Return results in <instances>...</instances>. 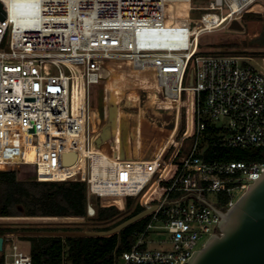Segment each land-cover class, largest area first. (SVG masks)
Listing matches in <instances>:
<instances>
[{"label": "built area", "instance_id": "obj_1", "mask_svg": "<svg viewBox=\"0 0 264 264\" xmlns=\"http://www.w3.org/2000/svg\"><path fill=\"white\" fill-rule=\"evenodd\" d=\"M1 1L6 18L0 19V164L35 165L38 181L84 182L89 217L96 215L95 197L101 205H110L119 195L139 196L159 159L136 190L129 189L139 179L131 160L116 158L109 164V178L95 176L90 97L107 61L127 59L136 71L153 69L162 98L176 104L177 117L186 105L183 149L173 157L180 169L164 190L159 183L170 167L157 180L159 202L149 201L155 189L145 194V208L158 206L147 215L146 226L135 232L132 248L115 264H189L202 239L221 234L220 215L210 205L228 209L236 193L264 173V161L204 157L210 139L228 149L264 148V70L245 64V56L198 54V36L184 48L155 46L150 33L168 27V6L192 0ZM255 1L212 0L208 8L222 12L227 7L226 18L233 21ZM29 146L36 153L33 162L25 157ZM207 192H217L221 199L214 202ZM223 197L228 201L220 206ZM152 231L167 232L168 239L151 240ZM9 236H3L4 262L12 257L11 264H33L30 251L9 243ZM149 243L163 246L148 248Z\"/></svg>", "mask_w": 264, "mask_h": 264}, {"label": "rangeland", "instance_id": "obj_2", "mask_svg": "<svg viewBox=\"0 0 264 264\" xmlns=\"http://www.w3.org/2000/svg\"><path fill=\"white\" fill-rule=\"evenodd\" d=\"M211 2L212 0H192L191 4L168 6L165 16V24L168 27L163 31L151 32V40L155 42V45L184 48L187 46L188 41L184 37L182 29L185 32L184 27L186 26L188 30L194 31V34L188 39L193 40V37L198 36V46L195 47V49H199L198 54L225 55L226 53H237L243 55L246 52L264 51V46H260L259 40L264 32V18L256 19L249 15L254 13L264 14V0H256L236 17L243 29L230 27L232 21H228V18H226V13L229 12L227 7H224L222 12L220 10H209L208 7ZM219 14L224 15V18L221 19ZM176 19L186 20L187 23L183 25L176 24L174 22ZM207 26L213 28L207 29ZM232 44L236 46H230ZM244 56L247 57L246 61L248 63L264 70V57ZM90 98L91 107L93 108V122L96 127L94 134L96 148L92 154L94 160L101 161L100 175L109 178L112 170L109 164L117 160L116 158H121L141 164L140 172L137 173L140 180L137 181L141 183L146 181L141 175L145 173L150 177L155 166L154 163L159 159L150 184L142 190L139 196H136L135 200L143 203L145 194L152 192L153 189H155L153 196L158 197L160 191L157 188V180L165 175L172 158L178 153L179 149H183L181 140L185 131L182 134H179V131L183 123H186L187 128V112L185 113L182 108L179 117H177L176 104L166 102L161 96L155 71L151 68L144 72L136 71L132 67V61L127 59L107 61L102 79L91 88ZM170 147L173 148L169 156L164 158ZM5 155L6 153L3 152L2 157L1 153L3 159L6 158ZM25 157L29 162L36 160V153L32 147H27ZM3 165L11 167L7 164ZM15 168L19 179H31L35 175V165L20 164ZM74 168H77V166ZM148 176H146L147 179ZM241 194L236 193L235 200ZM207 197L214 202L221 199L220 194L217 192H207ZM115 198L124 205L120 206L114 202L112 204L116 205L121 211H125L126 198ZM96 199L97 197L94 198L95 204ZM0 224H35L40 226L80 227V230H92L94 227L111 226L113 220L100 222L87 216H0ZM6 234H10L9 243L17 242L24 250L30 251V243L21 238L22 235H26L24 232L16 231ZM150 239L154 241L166 240L168 234L164 231H152ZM205 242L206 237L200 241L198 248H202ZM162 246L156 243L147 245L148 248H161ZM9 252L10 248L7 244L5 253ZM1 255H4V252H0ZM11 262L12 257H7L5 264H11Z\"/></svg>", "mask_w": 264, "mask_h": 264}, {"label": "trees", "instance_id": "obj_3", "mask_svg": "<svg viewBox=\"0 0 264 264\" xmlns=\"http://www.w3.org/2000/svg\"><path fill=\"white\" fill-rule=\"evenodd\" d=\"M256 19L264 18V14H249ZM248 16V15H247ZM260 46H264V32L260 37ZM230 46H236L232 44ZM226 55L257 56L264 57V51L246 52L241 54L232 53ZM245 64H248L245 61ZM182 108L186 113V105ZM186 123L180 129L185 131ZM211 127L208 126V132ZM194 135V134H193ZM192 135V136H193ZM209 146L204 157L209 160L228 159L242 161H264V148L247 147L239 149H228L214 144L210 139ZM173 147L166 152L164 158L169 156ZM135 166L136 173L140 172L141 164L131 162ZM180 169L178 158H173L170 169L161 179L159 188L164 190L172 181ZM72 170H76L73 168ZM35 171V168H34ZM101 161L94 160V175H100ZM58 173V177H63ZM138 181H140L138 179ZM131 185L129 189H139L141 183ZM130 190V191H131ZM124 198L123 195L117 196ZM136 197H126V210L121 211L116 205H101L100 198L96 199V215L90 217L92 220L106 222L113 220L111 226L94 227V230L109 229L123 222L129 217L143 211L145 207L141 202H136ZM123 206L118 199L112 200ZM124 201V199H123ZM151 203H157L160 199L156 196L150 197ZM228 201L223 197L220 206ZM0 216H77L89 217L86 208V184L82 181H38L35 177L31 179H19L16 168L0 164ZM149 221V216L129 225L120 233L106 237H63V236H35L22 235V239L30 243V253L33 264H115L116 259L128 252L137 240L136 231L142 230ZM80 230V227H57L40 225H10L0 224V236L8 232L40 231V230ZM0 264H5L4 255L0 256Z\"/></svg>", "mask_w": 264, "mask_h": 264}, {"label": "water", "instance_id": "obj_4", "mask_svg": "<svg viewBox=\"0 0 264 264\" xmlns=\"http://www.w3.org/2000/svg\"><path fill=\"white\" fill-rule=\"evenodd\" d=\"M6 11L0 0V19ZM231 28L243 29L238 19ZM193 75L190 76V83ZM76 154H73V159ZM158 205L145 208L136 215L109 229L99 230H43L24 231L26 235L63 237H106L120 233L124 228L143 219ZM220 215V233H213L205 245L194 252L189 264H264V173L249 184L235 204L220 210L210 205ZM4 248V237L0 236V252Z\"/></svg>", "mask_w": 264, "mask_h": 264}, {"label": "bare ground", "instance_id": "obj_5", "mask_svg": "<svg viewBox=\"0 0 264 264\" xmlns=\"http://www.w3.org/2000/svg\"><path fill=\"white\" fill-rule=\"evenodd\" d=\"M3 1H7V2H10L11 0H3ZM236 5V4H235ZM20 14V13H19ZM183 23H187V21L185 20V21H183ZM208 28H212L211 26H207ZM166 29V28H165ZM164 29V30H165ZM184 29H185V32L183 31V29H182V32H183V34H184V37L187 39V41H189V39H188V35H189V31L190 30H188V28L185 26L184 27ZM160 31H163V30H160ZM155 46H166V47H173V46H170V45H155ZM2 157H3V152H2ZM142 176V178L144 177V179H147V177L146 176H148L147 174H145V173H143V175H141ZM148 178H149V176H148Z\"/></svg>", "mask_w": 264, "mask_h": 264}]
</instances>
